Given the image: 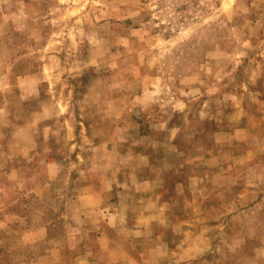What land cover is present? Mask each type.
<instances>
[{"label": "rangeland", "instance_id": "1", "mask_svg": "<svg viewBox=\"0 0 264 264\" xmlns=\"http://www.w3.org/2000/svg\"><path fill=\"white\" fill-rule=\"evenodd\" d=\"M150 130L175 255L133 238L95 263L264 264V0H0V264H90L41 186L131 173Z\"/></svg>", "mask_w": 264, "mask_h": 264}, {"label": "crops", "instance_id": "2", "mask_svg": "<svg viewBox=\"0 0 264 264\" xmlns=\"http://www.w3.org/2000/svg\"><path fill=\"white\" fill-rule=\"evenodd\" d=\"M167 129H170L169 125ZM118 130L121 131V129ZM151 132L153 130H150L148 135H143L141 142L137 144L135 149L132 147L131 150L130 147V151L126 153V156L141 164L137 169L130 168L131 173L129 174L113 169L96 170L95 172L85 171L83 172L84 175L78 174L81 182L79 185L74 186L75 188L73 186L64 187L61 192L56 191L53 195L55 190L54 186L53 188L50 186V182H46L44 187L41 186L43 193L45 191L49 193L50 196L48 197L56 198L58 203L62 204V209H66V222L72 223L80 231L89 232L87 234L89 241L85 245L86 248H83L82 254L87 257L90 264H98L94 261L98 255L108 254L110 256L117 250L122 256H127L128 248L131 247L134 239L153 242L152 246L155 248L151 250L146 248V251H149V254L154 252L153 257H156L163 249L161 248V227L169 228V230L166 229V232L171 233L172 222L175 220L172 216L171 207H169L170 204L163 199V187L160 185L162 178L170 168L158 167L156 169L154 163L158 161L159 156L158 151L152 147L150 142L151 140L154 141L150 137ZM121 134L118 132L114 139L95 138L93 142L101 146L106 145V149L109 151V146L119 142L124 146L127 145L123 142ZM122 154L125 155V153ZM106 156L104 154V161L105 159L108 160ZM77 158L79 160L89 159L90 161L91 156L83 155L81 157L78 154ZM103 160H99L100 164L105 163ZM52 179L50 180L51 183ZM65 197H67L66 200H64ZM111 229L115 231L119 229L117 234L122 233L124 237L121 240L119 237H115L114 231ZM47 232L48 229L45 230L44 235H47ZM87 246L89 247L87 248ZM172 250L166 248V250L163 249V252L168 251V254L175 255ZM61 251L58 250L56 253V250H53V254L42 255L36 264H40L41 261L46 264L56 263L57 260L54 257L59 256ZM183 252L187 254L185 249ZM127 263L133 264L131 261H127Z\"/></svg>", "mask_w": 264, "mask_h": 264}]
</instances>
